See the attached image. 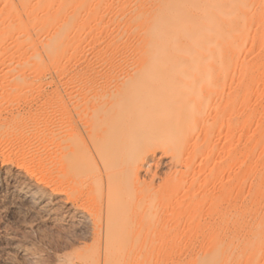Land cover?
Wrapping results in <instances>:
<instances>
[{"label": "bare ground", "instance_id": "6f19581e", "mask_svg": "<svg viewBox=\"0 0 264 264\" xmlns=\"http://www.w3.org/2000/svg\"><path fill=\"white\" fill-rule=\"evenodd\" d=\"M88 36L99 48L94 49L97 51L93 58L86 59L95 58L97 64L88 65L91 67L86 72L78 73L83 71L79 67L76 75L65 68L68 60L77 57H63L69 46L74 52L75 46L70 43ZM13 39L24 46L18 45L23 52L22 58L15 57V65L7 51L10 48H4L11 63H3H8L10 74L0 75V174L12 183V194L26 199L42 193L43 179L37 178L41 172L51 174L52 179L72 182L80 197H88V189L97 194L106 187L105 199L102 196L96 212L89 215H106L104 264L118 263L119 254L129 247L138 226L136 237L149 229L152 232L146 237L156 239L160 219L165 215L159 205L167 194L184 193L189 184L190 191L193 189L198 179H193L198 175V157L206 159L200 169L209 171L207 177L213 175L216 168L210 167V161L217 147L213 146L212 136L219 122L227 118L225 125L229 120L233 132V124L244 113L243 123H252L257 116L260 132L264 129H260L264 125V105L259 102L263 111L255 112L256 106L253 109L251 104L255 89L261 90L262 84L264 87V0H0V54L4 52V41ZM12 44L13 41L9 45ZM80 51L75 53L78 58L85 53ZM61 59L68 61L65 68ZM59 61L61 67L57 64L58 68H52L57 79L63 78L66 71L75 76L70 75L69 80L65 76L67 83H63L65 79L58 82L62 87L55 86H59L56 100L37 102L43 105L40 109L39 104L34 110L21 109L20 99H31V93H39L31 91L33 86L42 84L37 78L35 86L31 80L35 71L32 76L28 73L36 69L38 77L46 73L42 70L47 67L52 71L49 65ZM93 85L99 90L94 91ZM102 87L108 91L103 92ZM16 104L18 107H14ZM72 106L84 122L80 120L87 141L75 132L59 129L65 116L73 117L67 113ZM262 132L258 138L264 142ZM229 137L232 144L222 153L232 171L233 133ZM262 149L260 156L264 158ZM159 156L173 165L176 178L163 179L154 173L152 166H158ZM262 172L254 181L258 191L256 184L253 188L257 194L254 203H261V209L243 204V208L232 206L220 214L213 225L219 226L228 240L217 239L213 251L208 249L210 253L193 257L192 264H254L261 256L258 257L259 246L264 243ZM234 182L232 174L223 181L220 186L224 187V195L233 197ZM32 186L36 192L30 190ZM167 220L170 222L165 223L166 228L173 231L175 222ZM240 233L241 238H233Z\"/></svg>", "mask_w": 264, "mask_h": 264}, {"label": "rangeland", "instance_id": "374dc122", "mask_svg": "<svg viewBox=\"0 0 264 264\" xmlns=\"http://www.w3.org/2000/svg\"><path fill=\"white\" fill-rule=\"evenodd\" d=\"M38 36L40 39H44L43 34H39ZM40 36H43V38ZM90 37L91 36L87 37L86 39L87 42L85 39H81L82 40L81 42L85 40L84 43L82 44L83 46L81 45V42L78 40H74L77 43L74 41L70 43V45L72 44L71 46L73 47L75 46L74 52L72 47H71L72 51H70L69 48L70 46H69L67 48L68 53H65L67 56L66 55L64 56L66 59L64 57L63 59L67 60L69 58L72 60L74 57L77 58L73 59L72 61L68 60L69 64L66 65V68H65V64L66 62L68 63V61H63V59H61V63L64 62L63 64H61L62 67L64 66L65 69L68 68L67 70H72L71 72L74 71L73 72L74 74L78 72L77 70L78 69L80 70V68H82L83 71L80 70L78 73L84 72L85 70L87 71L88 68L91 66L96 67L97 62H95L94 64V61L96 60H94L95 58L94 59L92 58H93V52L95 51L94 49H98L99 44L94 42L95 40L93 37L91 38ZM7 41H4L5 44H3V47L1 46L2 50H4V52H1V54L3 53L5 54V56L3 54L2 55L0 54L1 57L0 61L1 60L3 61L0 62V75L3 77L6 76V74H10L7 69L9 63L8 58L11 57L13 64L14 62H18L17 58L18 57L22 58V56L20 55L23 52V51L20 52L19 47L22 48L24 46L23 43H20V45L18 44L19 45L18 47L17 43L16 42L14 43L15 41L14 39ZM12 41L13 44L9 45ZM15 44L16 47H18V50L15 47ZM79 46L83 47L82 51H80L81 48ZM8 47L10 49H8ZM4 48L8 49L7 51L10 53V57L6 56L8 53L6 54ZM75 48L77 49V51ZM85 48H87V50L89 49V52L91 54ZM83 49H85L86 52H88L89 54L86 53ZM10 50L14 51L15 53L12 54ZM78 50L80 51V53L83 51L85 52L83 53L84 55L81 53L79 58L78 55H76L77 53H79ZM70 53L73 56L68 55ZM15 54L16 55L19 54V56H14ZM82 55L84 58L81 57ZM70 56L72 58H70ZM88 57H92L89 58V61L92 60L91 63L86 59ZM82 59L83 60L86 59V60L82 62L83 61ZM4 62H8V63L7 64L5 63L4 66L3 65ZM85 63L87 66H85ZM57 64L60 65V61L59 63L54 64V66L53 64L49 65L50 66L49 68H51L52 71H50L48 67L47 70L43 69L42 71H46V73H43L40 76L37 75L38 77H36L37 74L36 69H33V72L31 69L32 73L30 72L28 73L29 70L26 71L28 74H31V76L34 74L35 71V75H33L34 77L33 76L31 77V80L35 86H36L35 84L36 81L34 80H37V78H38V82L39 80H42L41 82L42 84H40V86H37L39 91L37 90V87L35 88L34 86H33L34 89H32L31 91L33 92L36 89L35 91L36 93L37 92L39 93L42 92V93L35 94L33 92L32 95V93L29 91L28 94L31 93L30 95L31 99L29 98L30 96L28 94L27 96L29 100L26 98L29 101L28 103H26L27 100L25 102V100L23 99L24 97L21 98L19 103L20 107L23 104L21 109L25 107L27 111L34 110L35 108H37L36 105L42 103L41 101H43V99L44 100L46 99L45 102L51 100L52 98L54 100L55 99L54 97L57 98V94L56 96L54 95L55 93L58 92L59 89V86L57 87L55 86L58 85L61 80L65 79L63 83H67L72 75H73L72 78L75 76L70 71L69 72L66 71L67 75L65 74V76L68 77L67 78L68 80H66L65 76L60 80L59 78L57 79V77H55L56 74L53 71V69L55 70L56 68H58L59 65ZM82 64L84 65L81 66ZM90 64L91 66H88ZM69 65H71L73 69ZM4 68H6L7 70H5ZM17 72H24V71H17ZM51 72L52 74H50ZM78 73H76V75ZM54 78H56L57 80H55ZM101 79L103 81L104 78L101 77ZM43 82L45 83L47 82L48 84H45ZM263 82H261V84ZM43 84H45L46 86H44ZM262 85H260L261 90L260 87H258L257 89H255V94L253 93L252 96L254 99L257 98V100L254 101L255 103L257 102L255 105L253 102L254 99H252V103H251L253 109H255L256 106V109L254 110L255 112L260 110L262 105H264V101H262L264 100V92H262V90H264V87ZM93 86H94L93 87L94 91L99 90L95 88V85ZM258 89L260 90V92L258 91ZM107 91H108L107 88L103 89V92H107ZM48 94L51 95L49 96ZM256 95L258 96L256 97ZM14 100L19 102L18 101L19 99L17 100L15 98ZM37 102L39 103L37 104ZM45 102L43 101V104ZM259 102H261L262 105L258 106L260 104ZM40 104L38 105V107L40 106L39 109L43 106ZM14 107H18L17 104L16 106L14 105ZM14 107L13 109L16 110V108ZM28 107L30 108L28 109ZM262 109H264V107ZM262 109L259 112H262L263 111ZM67 110L68 111L70 110L71 112H68ZM67 110H66L67 113L72 115L73 117L70 116V118H66L67 116H65L62 119L64 120L63 123L62 120L61 121L59 120L60 121L59 123L61 124L60 125L58 123L59 126L61 127V128L59 127V129L60 130L64 129V133L75 132V135L77 134L79 135V137H83L87 141L85 129L83 126L84 122L79 118V115L76 113L78 110L73 109V106L72 108L70 107V109ZM59 113L57 114V116H59ZM242 115H244V113H242L239 116L240 118L238 117L239 119H237V121H235V124H233V132L229 128L228 125L229 120L226 122L227 125H225V121L227 120V118L224 121L219 122V124L216 126V131L212 136V143H214L213 146L217 147V151L215 152L214 156L211 158L210 161L211 162L210 167L213 168L214 166V168H216L214 170L215 172L213 173V175L207 177L209 175L208 174L209 171H207V173H204L205 167H202L200 169L202 165L203 166L205 165L206 159L198 157L197 159V163H199L197 164L199 165L198 171L200 170L203 171L200 172L197 171L198 175H195L193 177V179L198 178L197 182L195 183V186H193V189H191L190 191L189 189L190 184H189L186 187L187 191H185L187 193L189 192V194L185 192L179 195L176 194L175 196L171 194H167V198H165L164 202L159 205V208H161V211L165 212L164 213L165 215L163 214L164 216H162L160 219L162 225L159 229L156 230L157 231L156 239L154 241H151L150 237L149 238L146 237L148 235L150 236L152 232V231H148L149 229L146 231V233L144 234L141 233L142 234L141 236L136 237L137 234L135 235V233L138 232L139 229L138 226V229H135L134 232L132 233L133 238L129 247L124 249L123 252L119 254V260H118L119 264H188V261L190 260L191 261L189 262V264H192L191 262L193 257L195 258V256H203L209 250L213 251L212 249H214L215 245L214 246L212 245L214 243L216 244L215 241H218L219 239L228 240L227 235L226 234L223 235L224 234V232H222L223 230H220L221 228L219 226L218 229L217 226L213 225L215 224V220L218 221L220 214L230 211L232 206L233 209L237 207L241 208L242 207L241 205L243 204H244L243 207L245 206L247 208L248 207L251 208L252 206L251 209L255 207L261 209L262 206L261 203H257V204L254 203L257 197L256 196L257 194H255L256 192H254V189L256 188L254 187V185L256 184V182L254 181L255 179H257L258 174L260 175V173L264 171L263 170L264 158L262 155L260 156V154H262V150H263L262 148L264 147V146L261 147L262 146L261 144L263 143L264 145V142L259 141L260 138L259 136L261 135V133H263L262 131H264L263 129L264 125L261 126L260 129L263 130H261L260 132L259 125L257 124L258 122L256 121L257 116L255 118L256 120L253 119L252 123H249L252 120L251 121L245 120L243 123L242 122L243 119L246 118L245 115L244 116ZM62 116L63 115H61L60 118H62ZM241 118L242 120H240ZM239 120L241 122H239ZM255 121L256 124L254 123ZM257 128L258 131L260 132V135H258L259 132L258 133L256 132ZM232 133H233V147H234L233 154L235 155L233 158V170L230 171L231 169H230L229 160L227 156L224 153H222V149L225 147H227L228 149L231 146L230 143L232 142V139L229 136ZM254 138L255 141H258L259 144L256 142L258 145L254 143ZM255 146H257L258 148H256ZM248 147L250 148V150H246L249 149ZM220 151L222 154L220 153ZM15 155L16 154H13V157H15ZM161 158L159 156V160L161 161L160 162L158 161L159 164L157 167H156L157 163H154L152 166V169L155 170L154 173L159 174V177L163 179H168L172 176L176 178V176L178 175L177 173H174L175 168L172 167L173 165L169 163V161H167L166 159H164L166 160L164 161ZM203 160L205 163L203 162ZM224 161H227L225 162L226 164H224ZM200 163L203 164L201 165ZM31 165L33 166V164ZM37 169L38 171L40 170L39 168ZM225 169L228 170L226 171ZM41 171L42 170H40L39 172ZM46 173L47 172H41L42 176H40L39 173L38 174L39 177H37L38 179L39 178L43 179V180L42 179L39 180L40 181L42 180V182H44V183L41 182V185H43L45 189L42 188L43 191L41 190L42 193H38V196L36 194L33 198H27V199L26 197L24 198L23 195L21 196L20 194H15V195L12 194L11 192L12 183H10V181L7 180L5 174L2 173L0 174V264H91V263L104 264L105 246H106L105 245L106 215L104 214L97 215V217L94 218H89L90 217L89 215L91 214L92 216V214L96 212L97 209L96 207L101 202L102 196L105 199L106 187H104L102 191L100 190L97 194L93 193L92 188L88 189L85 191L88 197L86 196L80 197L78 191H76L75 185L72 184V182L60 181L61 179L60 180L58 178L56 179L55 176H54L55 179H52L51 174L47 173L48 175H46ZM263 173L264 172H262V174ZM229 174L230 175L232 174L234 181L236 180V182H234L233 184L234 186L233 197L229 196L227 193L226 195H224L225 194V192H223L224 187L220 186L223 184V181H225L226 178L228 179V177L230 176ZM39 180L38 182H40ZM240 180H242L241 183L239 182ZM6 181H8V184ZM157 181L159 180L157 179ZM255 186H257V184ZM29 188L32 192H36V189L33 186L32 188L31 187ZM255 191H258V186ZM210 192L212 194H210ZM249 203L252 204L250 205ZM258 205H260V207ZM258 209L256 208L255 210ZM167 219H171L172 220L171 223L175 222V228L173 231H171V229L166 228L165 223L170 222ZM210 225L211 228L209 227ZM212 225L215 226V228H212ZM218 231H221L222 233L221 232L219 233ZM240 234H241L240 236L239 234H234L233 238L234 239L241 238V236H243V233ZM237 236L238 238H236ZM135 237H136V241H135ZM228 238L230 237L228 236ZM261 246L262 247L259 246V250H258V252H260L258 253V257L261 255L259 257L260 259L259 258L256 259L255 260L256 262L254 261V264L255 263L264 264V243ZM210 252H207L206 254ZM194 258L193 260H195L198 257H196L195 259Z\"/></svg>", "mask_w": 264, "mask_h": 264}]
</instances>
